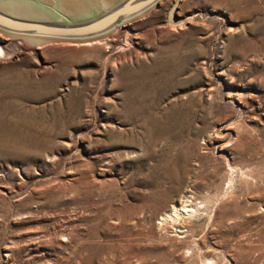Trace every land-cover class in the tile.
Masks as SVG:
<instances>
[{
  "label": "rangeland",
  "instance_id": "1",
  "mask_svg": "<svg viewBox=\"0 0 264 264\" xmlns=\"http://www.w3.org/2000/svg\"><path fill=\"white\" fill-rule=\"evenodd\" d=\"M0 49V264H264V0Z\"/></svg>",
  "mask_w": 264,
  "mask_h": 264
},
{
  "label": "water",
  "instance_id": "2",
  "mask_svg": "<svg viewBox=\"0 0 264 264\" xmlns=\"http://www.w3.org/2000/svg\"><path fill=\"white\" fill-rule=\"evenodd\" d=\"M160 1L95 0L74 13L73 0H0V33L39 43L88 41L149 13Z\"/></svg>",
  "mask_w": 264,
  "mask_h": 264
},
{
  "label": "bare ground",
  "instance_id": "3",
  "mask_svg": "<svg viewBox=\"0 0 264 264\" xmlns=\"http://www.w3.org/2000/svg\"><path fill=\"white\" fill-rule=\"evenodd\" d=\"M73 2L74 3H72L71 5H70V7H71V11L72 12H74V13H76V12H78V13H80V12H82L83 10H85V9H88L90 6H92L94 3H95V0H94V2H93V0H73ZM34 43V42H33ZM36 43V42H35ZM38 44V43H37ZM40 44V43H39ZM0 53L2 54L3 53V51H2V49H0ZM167 81V80H166ZM162 84H164V82H162ZM6 128H7V126H6ZM6 133V132H5ZM11 133V132H10ZM2 134V133H1ZM5 135V134H4ZM5 138H4V142L3 143H5V145L6 146H8L11 142H12V140H14V138H13V135H12V137L10 136V135H5L4 136ZM13 138V139H12ZM12 139V140H11ZM16 140H21V137L20 138H17ZM23 140V139H22ZM33 144V143H32ZM5 146V147H6ZM34 146V145H33ZM188 201H184V202H180V204H178V201L177 202H175V204L173 205V210L172 211H180V212H184L185 214H191V213H193V212H195V209H193V208H191V204L189 205V203H187ZM182 203V204H181ZM179 205H182L181 207H179ZM193 207V206H192ZM171 214H173V212L171 213ZM170 214V212H168L167 214H165V216H164V218H162L161 219V221H163L164 219H169V218H171V215ZM181 214V213H180ZM179 214V215H180ZM184 214V215H185ZM178 215V214H177ZM178 215V217H180ZM173 218V217H172ZM173 219H175V218H173ZM170 221V220H169Z\"/></svg>",
  "mask_w": 264,
  "mask_h": 264
}]
</instances>
